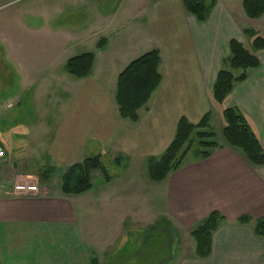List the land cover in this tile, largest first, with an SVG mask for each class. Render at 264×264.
<instances>
[{"label":"crops","instance_id":"obj_1","mask_svg":"<svg viewBox=\"0 0 264 264\" xmlns=\"http://www.w3.org/2000/svg\"><path fill=\"white\" fill-rule=\"evenodd\" d=\"M4 2L15 0H0ZM57 2L76 12L73 26L86 28L76 34L78 38L85 42L104 39L106 44L95 51L91 74L77 78L82 81L81 94L60 121L52 149L45 152L42 169L53 168L52 179L61 166L66 172L91 154L110 155L118 165L124 160L126 170L147 171L148 161L161 158L174 140L181 118L197 125L210 112L213 121L217 108L220 113L222 108L240 110L264 149V52L256 54L260 67L234 86L222 108L212 100L218 73L230 55V42L245 45L232 9L237 1L216 0L202 24L185 12L183 0ZM242 15L240 20L245 21ZM155 49L160 52L162 81L139 110L136 123L122 119L115 100L118 78L132 62ZM89 93L93 99H104L101 110L85 106ZM48 133L46 129L32 131L28 137ZM94 143L103 152L94 153ZM28 145L25 161L37 151H30ZM3 147L7 159L0 163H7L12 151ZM15 172L20 174L17 177L29 176L26 169L17 168L16 150ZM123 179L114 177L82 195H66L61 183L52 187L46 181L40 195L9 197L12 189L3 191L0 185V264H104L126 222L133 221V204L125 200V193L136 189L144 197L146 211L179 230L190 233L213 212L226 219L212 235L209 258H196L194 244L177 264H264V240L255 237L253 223H237L243 216L264 217V166L253 167L239 152L226 147L213 151L206 161L183 162L160 183L151 182L148 173L143 184ZM135 203L137 208L138 196Z\"/></svg>","mask_w":264,"mask_h":264},{"label":"rangeland","instance_id":"obj_2","mask_svg":"<svg viewBox=\"0 0 264 264\" xmlns=\"http://www.w3.org/2000/svg\"><path fill=\"white\" fill-rule=\"evenodd\" d=\"M57 1L59 0H45L44 3V0H15L0 3V148L5 154L3 146H8L12 151L8 162L0 163V185L3 191L13 189L18 183L16 177L20 174L15 172V150L17 168L26 169L29 175L17 178L37 184L41 190L46 181L50 182L52 187H59L65 173V166H61L53 179V174L45 180L41 177L44 170L42 167L46 166L47 160L45 152L52 149L62 126L60 121L65 118V113L72 110L81 94L82 81L67 73L66 64L70 59L83 54H94L98 49L97 44L102 40L94 38L85 42L78 38L76 34L86 28L73 26L72 24L77 22L76 12L71 6L62 7ZM206 1L210 4L212 0ZM234 1L237 2L232 6L233 13L238 17L237 24L243 33L244 30L250 29L264 36V19L260 22L249 19L241 7L243 2ZM241 15L245 21L240 20ZM244 36V46L251 50L252 39L245 34ZM149 44L152 45V41L149 40ZM94 91L105 93L102 90ZM100 96L104 98L102 94ZM87 99L89 102L85 106L90 110H101L104 106L101 104L104 99H93L90 93ZM215 110L210 131L217 137L215 142L222 145L221 131L225 124L220 109ZM44 129L50 131L45 137H28L32 131L37 133ZM15 140H18V144ZM25 144H29L30 151L37 150L35 155H28L30 159L28 158L27 162L23 159L27 157L23 156ZM93 148L94 153L103 152L96 143ZM201 152L198 140L193 138L184 162L198 159ZM41 154H44L42 158ZM91 155L86 158L93 157V154ZM6 159L7 154L0 162ZM102 163L112 178L120 176L125 182L140 184H143L144 177L147 178L146 170H126L128 165L124 160L118 165L110 155L103 157ZM92 183L93 190L106 184L101 172L93 174ZM125 195V200H131V205L133 204L130 214L133 221L126 222L116 241V248L106 255L104 264H177L183 254L192 251L195 243L191 232L179 230L167 221L165 230L150 231L148 228L161 220L156 218L155 212L145 210L142 202L144 197H139L137 189L128 190ZM137 196L139 203L135 208ZM138 221H141V224ZM145 229L147 231L142 234L139 232ZM125 240L127 242L120 246Z\"/></svg>","mask_w":264,"mask_h":264},{"label":"trees","instance_id":"obj_3","mask_svg":"<svg viewBox=\"0 0 264 264\" xmlns=\"http://www.w3.org/2000/svg\"><path fill=\"white\" fill-rule=\"evenodd\" d=\"M215 4L216 0H212L210 4L206 0H183L185 12L201 24L209 19ZM242 7L249 19H259L264 15V0H244ZM244 34L252 39L251 50L236 40L230 42V55L223 61L213 89L212 100L217 107L222 108L234 86L246 81L249 72L260 67L256 54L264 52V36L250 29L244 30ZM105 44L106 40L103 39L97 48L102 49ZM94 61V54H83L70 59L66 64V71L75 78H86L92 72ZM160 64V52L155 49L132 62L120 74L115 100L122 119L134 123L138 121L139 110L147 105L162 81L159 73ZM221 115L225 124L221 131L222 145L215 142L217 137L210 131L212 122L210 112L197 125L191 124L184 117L181 118L175 138L163 156L148 161L149 180L153 183H160L166 180L171 173L178 171L191 149L193 138L198 140L202 149L199 156L200 161L209 159L213 151L227 147L239 152L253 167L264 166V149L249 120L236 108H222ZM53 172V168L44 169L41 177L45 180ZM95 172H101L106 183L112 181V177L102 163V157L96 155L68 168L62 177V192L66 195H82L90 191L93 187L92 176ZM225 222L226 219L220 213L213 212L191 231V237L196 244V258L204 260L210 257L212 235ZM237 223L241 225L253 223L255 237L264 240V217L253 220L248 216H243L237 220ZM166 226V220H161L148 229L150 231L165 230ZM145 231L147 230L139 232L142 234Z\"/></svg>","mask_w":264,"mask_h":264},{"label":"built area","instance_id":"obj_4","mask_svg":"<svg viewBox=\"0 0 264 264\" xmlns=\"http://www.w3.org/2000/svg\"><path fill=\"white\" fill-rule=\"evenodd\" d=\"M1 150V148H0ZM6 157V154L4 150L2 149L0 152V160L4 159ZM18 180V183H16L13 186L12 192L8 195L10 196H31V195H40L41 189L38 187L37 184H34L32 182H27L23 179L16 178V181Z\"/></svg>","mask_w":264,"mask_h":264}]
</instances>
